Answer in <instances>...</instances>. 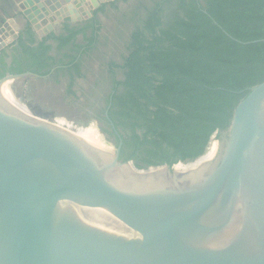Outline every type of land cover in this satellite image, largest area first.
Wrapping results in <instances>:
<instances>
[{"label":"water","instance_id":"95a60500","mask_svg":"<svg viewBox=\"0 0 264 264\" xmlns=\"http://www.w3.org/2000/svg\"><path fill=\"white\" fill-rule=\"evenodd\" d=\"M82 1L17 7L41 39L61 5L70 22L91 17ZM16 38L3 20L0 50ZM28 77L41 78L6 74L0 88ZM29 115L0 95V264H264V81L237 103L210 160L188 171L138 170L99 127L114 151Z\"/></svg>","mask_w":264,"mask_h":264},{"label":"trees","instance_id":"16d2710c","mask_svg":"<svg viewBox=\"0 0 264 264\" xmlns=\"http://www.w3.org/2000/svg\"><path fill=\"white\" fill-rule=\"evenodd\" d=\"M172 2L146 8L122 65L109 64L112 87L101 113L119 133L120 160L138 170L202 156L248 89L264 81V41L251 43L264 40V0ZM97 24L94 17L81 26L64 23L62 33L41 39L26 29L9 51L0 50V78L65 73L72 85L99 44Z\"/></svg>","mask_w":264,"mask_h":264},{"label":"rangeland","instance_id":"374dc122","mask_svg":"<svg viewBox=\"0 0 264 264\" xmlns=\"http://www.w3.org/2000/svg\"><path fill=\"white\" fill-rule=\"evenodd\" d=\"M126 1L120 0V10L111 9L106 12L103 37L99 40L97 48L83 57L89 78L77 80V84L71 87L76 91L77 96L70 92L68 75L59 73L47 79L29 78L12 82L14 89L11 94L15 103L31 115L60 127L76 132L92 130L105 148L114 151V144L101 141L95 116L97 117L105 106L111 85L108 66L110 63L122 65L128 54L126 44L134 28V22L142 14L144 15L150 3V0ZM115 71L116 78L121 79L122 71L119 69ZM7 85H11L10 82ZM180 168L189 167L180 166Z\"/></svg>","mask_w":264,"mask_h":264},{"label":"crops","instance_id":"0c3cea01","mask_svg":"<svg viewBox=\"0 0 264 264\" xmlns=\"http://www.w3.org/2000/svg\"><path fill=\"white\" fill-rule=\"evenodd\" d=\"M21 0H1L0 1V27H1V22L3 20H8L10 21V28L12 29V32L17 35V38L23 33L26 29L30 28L29 23L20 15L19 9L17 7L18 2ZM127 2V1H126ZM114 3V6H112ZM83 9H84V14L86 15L87 12L91 15L86 20H81V21H76V22H70L69 21V5H61L59 9L56 10V12L51 14V17L53 18V25H54V31L56 34L62 33L63 25L64 23H68L70 26H81L85 24L87 21H89L91 18H96L99 26V31H98V36L99 39L103 37L104 33V18L106 12L113 10H120L121 9V2L120 0H115L111 3L107 4H100L98 7L93 8V5H91V1L89 0H83L81 2ZM105 6L104 12L99 11V8L101 6ZM73 7V6H72ZM75 9V7H73ZM87 11V12H86ZM75 12L77 13L78 16L83 17L82 14L77 12V9H75ZM88 14V15H89ZM74 15V19H76ZM90 34V31L87 32V35ZM10 36H8L9 38ZM12 37V36H11ZM16 38V40H17ZM14 40V41H16ZM83 40V35L80 34L77 38V42H81ZM13 41V42H14ZM12 42V43H13ZM12 43L5 48L7 51L10 50V47ZM54 44V43H53ZM55 45V44H54ZM31 79L38 80L37 78L30 77ZM26 80V79H25Z\"/></svg>","mask_w":264,"mask_h":264},{"label":"flooded vegetation","instance_id":"af4514ba","mask_svg":"<svg viewBox=\"0 0 264 264\" xmlns=\"http://www.w3.org/2000/svg\"><path fill=\"white\" fill-rule=\"evenodd\" d=\"M127 1L130 2V0H127ZM164 1H166V0H150V3H148V5H147L148 7H146V8L150 9V8L154 7V5L157 2H164ZM172 1H173L172 3L177 2V0H172ZM198 1L202 3V0H198ZM168 7L169 8H175V5L171 4ZM167 12H168V9L165 10L164 14H166ZM145 13H146V11H145ZM145 13H144V15L143 14L141 15L142 18L145 16ZM86 68L87 67H86L85 61L83 60L82 64H81V71H80L82 76L81 77H79V76L77 77V76L74 75L75 77H74V81L72 82V85H70L71 84L70 76L67 74L68 75V81H69V89H70L71 93L76 95V91L74 89L72 90L71 87L77 84V80H80V79L84 80V79H88L89 78L88 71H85ZM86 70H88V69H86ZM108 72H109V66H108ZM29 78L30 77H28L26 79H29ZM47 78H50V76L41 77V78H37V79L41 80V79H47ZM111 87H112V85H110L108 93H110ZM106 98H107V96H106ZM95 118H96V121L98 123L99 129L102 131L103 134H105L107 136L108 142L113 143L114 146L117 147V145L120 142V136H119V133L115 129L112 128L111 123L106 120V118H107L106 112L104 114L100 113L97 117L95 116ZM116 140L117 141L119 140V141L116 143ZM148 169L149 168H147L146 170H148Z\"/></svg>","mask_w":264,"mask_h":264},{"label":"bare ground","instance_id":"6f19581e","mask_svg":"<svg viewBox=\"0 0 264 264\" xmlns=\"http://www.w3.org/2000/svg\"><path fill=\"white\" fill-rule=\"evenodd\" d=\"M10 84L12 85V82L11 81H8V82H5L1 88H0V95L1 97L3 98V100L10 106L12 107L13 109L17 110L19 113H21L22 115H29V112L22 108L21 106H19L18 104L15 103L14 99H13V95L11 94L12 92V89L10 88L11 85H7V84ZM77 134V137L82 140L83 142H86V143H89L91 145H94L95 147H97L99 150L101 151H111L109 148H105L99 140H97V136L94 134V132H92V130H82V131H77L76 132ZM99 135V134H98ZM100 136V135H99ZM100 139V138H99ZM101 140V139H100ZM103 141V140H101ZM212 152H213V149L212 147L209 149V152L208 154L203 158L201 159V162L198 164V166H192V167H189L187 169H182L180 168V166H177L175 168L176 171H188L192 168H197L199 166H201L204 162L206 161H209L210 158H211V155H212Z\"/></svg>","mask_w":264,"mask_h":264},{"label":"built area","instance_id":"2783aa9c","mask_svg":"<svg viewBox=\"0 0 264 264\" xmlns=\"http://www.w3.org/2000/svg\"><path fill=\"white\" fill-rule=\"evenodd\" d=\"M216 137H217V133H214L211 136L210 141H209V144H208V146H207V148H206V150H205V152H204V154L202 156H200L199 158H197L194 161H190V162H186V163L178 162V163L174 164L173 167L176 168L177 166H182V167L186 168V167H190L192 165H197L198 163H200L201 162V159H203L208 154L209 149L211 148V144L216 139Z\"/></svg>","mask_w":264,"mask_h":264}]
</instances>
